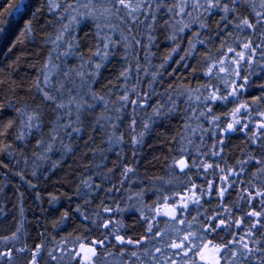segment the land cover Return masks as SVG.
Wrapping results in <instances>:
<instances>
[{"label": "trees", "instance_id": "trees-1", "mask_svg": "<svg viewBox=\"0 0 264 264\" xmlns=\"http://www.w3.org/2000/svg\"><path fill=\"white\" fill-rule=\"evenodd\" d=\"M11 2L0 0V11ZM258 3L259 0L257 10H260ZM235 7L239 18L255 21L248 3L238 2ZM222 15L218 11L210 16L205 14L209 28L202 30L192 24L191 29L177 36V44L169 39L173 30L164 24L169 17L157 14L151 45L147 40L149 30L145 28L149 21H145L133 28L141 45L126 50L118 42L116 47H110V54L99 69L95 64L100 60L93 53L103 45L92 23L76 25L72 29L73 40L66 47L63 43L64 34L69 31L64 30L67 18L62 20L58 12L50 11L47 0H24L19 11L0 17L5 21L0 25L3 28L0 31V252L11 251V257L0 260V264H32L37 247L40 251L36 264H77L79 258L74 259L72 253L78 246L102 239H106V250L97 249L99 264H170L169 258L175 264H182V258L168 244L178 242V235L187 230L188 223L196 231L209 222L217 223L210 220L212 216L224 219L226 225L241 222L239 228H229L227 232L218 229L208 236L216 243L230 240L232 234L243 235L251 227L258 218L245 214L264 208L259 203L260 197L248 199V192L255 196L258 189L264 190V173L258 171L264 168V128H258L264 121L258 115L264 112V59L259 50L256 63L247 69L241 67V75L252 74L236 97L209 101L207 105L187 98L189 94L200 95L203 101L212 90L204 87L209 83L203 74L204 54L213 59L223 58L218 51L222 41L225 47L239 51L237 36L250 38L254 45L264 40V28L260 26L255 32H235L236 19L232 13L229 19L233 24L223 28ZM29 22L31 31H28ZM124 31L127 35V30ZM197 31L207 43L197 45L200 55L182 60L188 51V42L193 39L192 33ZM62 32L63 39L57 41ZM229 32L233 35H227ZM115 39L118 41L119 37ZM60 49L73 54L65 56ZM126 55L127 64L133 68L127 82L120 77L126 67ZM137 58L141 65L138 78ZM53 67L50 84L53 88L64 84L65 100L67 89L72 87L70 80L78 79L71 75L72 70L85 71L92 79V91L105 97L107 110L96 104L93 109L85 110L77 122L74 110L71 116L64 115L65 110H57L53 102H45L42 93L37 91L38 81L44 91L61 98L59 92L42 83ZM66 71L70 73L67 77ZM144 73H156L155 81ZM211 84L220 89L218 95L225 94L223 81L213 79ZM125 87H135L141 97L148 94L143 108L131 104L133 99L138 104L140 100L136 93H129L128 107L119 113L115 111L122 103L119 98L124 95ZM169 96L173 101H169ZM242 104L248 105V111L241 109L235 117L240 119L235 130L225 131L233 123L230 114ZM157 107L160 116L153 113ZM206 108H211V112L197 119ZM22 113L38 115L39 121L33 124L39 123V129L26 128L27 116ZM102 114L112 117L110 121L101 120L103 129L96 124ZM57 116L61 117V127L53 141ZM215 117L219 120L213 124ZM133 119L134 130L129 127ZM70 122L80 129L79 133L71 128L63 129ZM112 124L116 125L115 129ZM21 134L23 139H18ZM120 136L123 140L117 142ZM133 139L139 143H133ZM45 144H51L52 150L46 151ZM182 158L189 164L184 172L175 167V161ZM204 164L212 167L205 168ZM125 167L134 169L127 174V179L122 175ZM226 186L227 190L219 195ZM193 193L199 205L188 199ZM174 197L177 203L181 197L188 203L183 215L177 216L184 224L155 211L165 205V198L167 204L173 205ZM259 219L264 221V215ZM104 223L109 227H102ZM149 225L152 232H148ZM254 232V238L264 241L259 225ZM13 235L16 239L3 242ZM116 235L134 243L121 245L115 240ZM157 248L161 251L156 252ZM133 252L137 255L132 256ZM251 264L259 261L254 259Z\"/></svg>", "mask_w": 264, "mask_h": 264}, {"label": "snow or ice", "instance_id": "snow-or-ice-1", "mask_svg": "<svg viewBox=\"0 0 264 264\" xmlns=\"http://www.w3.org/2000/svg\"><path fill=\"white\" fill-rule=\"evenodd\" d=\"M238 2L248 3L252 12L254 13L255 21H251L248 18H239L237 13V9L235 5ZM24 0H12L11 3L8 4L7 8L0 11V17L3 15H11L14 12L20 10L23 5ZM49 10L52 12H58V15L63 20L67 18L68 23L64 25V30H67L70 26L75 27L82 22L92 23L96 29L95 35L97 39L102 43V49L98 48V50L93 53L94 56L99 58L100 63L95 64V68L99 69L103 61L106 60L109 56L108 49L110 47H116L119 42L126 50L134 49L135 46L141 45V40L137 39V37L133 34V28L137 25L144 24L145 21H149L145 28L148 31L147 40L149 45L153 42L152 31L155 30V25L157 21V14L167 15L169 17L168 20L164 21V24L173 30V35L169 37V39L176 41L177 44L179 41L177 40V36L180 33H183L185 29H191L192 24H197L199 29H208L209 24L206 23V16L213 15L214 12H222L221 16L222 27L228 28L229 25L233 24V21L229 19V13L234 14V18L236 19L235 24L233 25L235 32H244L248 30L250 32H255L257 30V26L260 28H264V0H259L258 7L260 10H257V0H170L166 2V0H67V2L61 5L60 0H47ZM232 7H229V5ZM191 9V10H189ZM202 9V11H200ZM193 13H196L195 16ZM65 14H67L65 16ZM143 17V19L141 18ZM187 17V21L185 20ZM204 17V19H201ZM114 21L118 23H114ZM5 23L3 19H0V25ZM123 25V28L120 27ZM217 28H221V24H217ZM124 29L127 30V35H125ZM0 31H3V28L0 27ZM28 31H31L30 22L28 25ZM221 33L218 31L217 35L219 36ZM118 35L119 40H113L112 36ZM193 39L188 42V51L185 52L184 56L181 59L192 58L194 55H200L197 50V45L204 46L207 43L206 39H202L200 37V33L194 32L192 33ZM227 35L232 36L233 33L229 32ZM264 36V33H262ZM63 39V32L61 35L56 37V40ZM55 43V41H53ZM236 44L239 47V51L235 47H225V43L222 41L220 44V48L218 51L220 52L221 57L213 59L210 55L204 54L205 60V70L203 72L204 76L209 78V83L205 84V88H211L212 90L208 95L204 96L203 101H201L200 95H188L189 101H200L207 105L209 101H228L229 97H236L239 92L244 89L248 75L252 73H247L246 75H241V67L247 69L250 68L254 63H256L257 59V51L259 50V54L261 59H264V40L260 43L253 44L250 38L240 39L239 36L236 37ZM71 47V45H70ZM173 53L177 51V48L172 49ZM73 53L66 52L65 56L71 55ZM231 54V55H229ZM129 55H131V51H129ZM171 59V56L168 57ZM83 60V57H81ZM128 56H125L126 67L125 70L120 73V77L123 78L125 82H127L131 73L133 72V68L131 65L127 64ZM83 68L84 66L81 65ZM139 59L137 58V63L135 66V71L137 73V78L140 74ZM163 67V65H161ZM264 70V67H262ZM193 72L196 69H192ZM145 75H151L153 82L156 79V73H144ZM223 74V75H221ZM64 75L67 77L70 75L69 72H65ZM71 75L75 76L78 79L70 80L72 85L71 88L67 89L68 96L65 100L63 98L64 92V84L60 83L58 88H53V86L49 83V77H44L42 83L51 88L53 92H59L61 98L49 91H44L38 81L36 88L37 91L42 93V97L45 102H53L55 108L57 110L63 109L64 115L71 116L73 114V110L75 111L76 121L80 122V116L85 112V110L93 109L96 104H101L105 110L108 108V103L105 100L104 96L96 95L91 89L92 79L88 78V75L85 71H75L72 70ZM218 79L223 81L225 86V94L218 95L217 93L220 91L218 87H213L211 84V80ZM239 81V83H237ZM151 87V84H149ZM264 87V86H262ZM186 91V90H185ZM198 91V89L196 90ZM75 93V94H73ZM129 93H136L137 97L140 100V103H137V100H131V104L137 107L143 108L147 103L148 94H144L143 97L140 96L139 93L136 92L135 87H125L124 95L120 96V101L122 102L118 108L115 109L117 113H119L122 109L128 107L129 102ZM155 95V93H152ZM183 94V93H182ZM87 97V99H85ZM169 101H173V97H168ZM259 99V98H257ZM89 100L91 103H89ZM173 103V107H174ZM241 109L245 112L248 111V105L242 104L236 107L233 112L230 114L233 117V123L227 125L225 131H233L235 130V124H239L240 120L236 119V114L240 113ZM171 110V109H169ZM207 112H211V108H206V111H201L199 113V117L206 116ZM153 113L156 116H160L161 112L159 107L153 109ZM22 115H26L27 119L25 121V127L31 129L33 126L39 129V123L33 124V121H39L38 115H27V113H22ZM193 116L196 115L195 112L192 113ZM258 115L264 117V112L258 113ZM60 116H57L56 127L53 128L52 132V140L56 139L57 129L61 127L59 124ZM112 117L101 115L96 119V124L101 129L105 127V125L101 124V120L110 121ZM116 119L119 120L120 116L117 115ZM216 120H219V117H215L212 121L215 124ZM135 120H132V123L129 125L130 128L134 130ZM63 129L67 131V129L71 128L73 132L79 133L80 129L78 127H73L72 123L64 124ZM111 127L113 129L116 128L115 124H112ZM145 129H147V125H144ZM242 127H247V125H243ZM258 128H264V121H262ZM70 135V133H68ZM142 137V133L140 134ZM18 139H23V134L18 137ZM123 137L120 136L117 138V142L122 141ZM43 143V141H42ZM133 143H139V141L133 139ZM45 150L51 151V144H45ZM216 155L217 153H212ZM42 158V157H41ZM260 163V161H257ZM205 168H211V164H204ZM175 167H178L181 172H184L186 168L189 167V164L185 159H180L175 161ZM223 172V169H220ZM243 171V169H241ZM261 173H264V168H260L258 170ZM134 172V169L131 167H125L122 175L125 179H127V174ZM231 172V170H230ZM233 175H239L238 172H233ZM187 175V173H185ZM255 175V174H254ZM225 180L228 177H224ZM230 186V185H229ZM89 187H91L89 185ZM227 190V186L222 189L218 194L223 195V192ZM192 190L189 189V192ZM179 195V194H177ZM204 195V193H201ZM256 197H260L259 203L264 206V190H257L255 192V196L252 192H248V199L254 200ZM189 200L193 204L199 205V199L195 197L193 193L192 196L188 197ZM166 210L161 213L160 209H155L158 215L162 214L164 216L169 217L171 220H177L178 215H183L184 210L188 208V203L185 202L184 197L180 198V202L177 203L175 197L173 198V205L167 206V198H165ZM104 211H109V209H104ZM248 217H257L256 221L251 224V227H248L243 235L232 234V238L228 241H221L220 243L213 242V240L208 239L212 233H217L218 229H223L225 232L228 231L229 228H239L241 222H237L236 224H225L224 219H217V216H212L210 218L211 221H217V223L213 224L209 222L206 226H202L200 229L196 231L192 230V224H187V230L182 234L178 235V242H172L168 244V248L175 250V255H178L182 258V264H251L252 260H258L259 264H264V241L260 239H256L254 229H261L262 234H264V221H261L259 217L264 215V208L261 211L252 210L245 214ZM87 219V217H85ZM178 223L184 224L183 219L177 220ZM104 228H108V223H104L102 225ZM179 231V230H178ZM148 232H152V226H148ZM155 235V234H154ZM154 238V236H153ZM9 239H16V236L13 235L11 238H5L4 243H7ZM115 240L121 244H132L134 243L131 239H125L123 236L116 235ZM143 241H136L135 243H142ZM105 249L106 250V239L102 240H90L88 241V245L86 246L84 243H81L78 247V250L72 253L74 259L79 258L77 260V264H99V255L97 249ZM40 248L37 247L36 252L33 254L32 264H36V256L39 254ZM161 249L157 248L156 252H160ZM123 254V253H122ZM256 254H259L257 256ZM137 253L133 252L132 256H136ZM11 257V251L0 252V260L4 258ZM155 259V257H153ZM170 264H175V261L172 258H169Z\"/></svg>", "mask_w": 264, "mask_h": 264}, {"label": "rangeland", "instance_id": "rangeland-1", "mask_svg": "<svg viewBox=\"0 0 264 264\" xmlns=\"http://www.w3.org/2000/svg\"><path fill=\"white\" fill-rule=\"evenodd\" d=\"M60 2H61V5H62V7H63V5L67 2V0H60ZM67 15V14H66ZM67 20V19H66ZM68 21V20H67ZM114 23H118V22H116V21H114ZM74 27H69L68 29H67V33H65L64 35H66V37H64L65 38V40H64V45L67 47V46H69V44L71 43V41L73 40V35H74V31L72 30ZM70 30H72V31H70ZM118 38V35H115L114 37L112 36V39H115V38ZM115 40H117V39H115ZM110 49V48H109ZM108 49V50H109ZM60 53H62V54H64V53H66V51L65 50H61L60 49ZM53 66H54V63H53ZM54 69H55V67H53L52 68V70H49V72H48V77L50 78V75H52L51 73L54 71ZM49 83H50V80H49ZM238 119V118H237ZM240 120V119H239ZM183 159H185V158H183ZM186 160V159H185ZM167 206H172V205H170V204H167ZM166 210V205H163L161 208H160V211H161V213H163L164 211ZM86 246H87V244H85ZM79 247V246H78Z\"/></svg>", "mask_w": 264, "mask_h": 264}]
</instances>
